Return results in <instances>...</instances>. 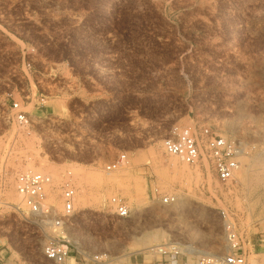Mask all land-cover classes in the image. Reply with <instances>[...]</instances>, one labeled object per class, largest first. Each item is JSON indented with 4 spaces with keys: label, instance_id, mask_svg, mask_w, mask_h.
<instances>
[{
    "label": "rangeland",
    "instance_id": "rangeland-1",
    "mask_svg": "<svg viewBox=\"0 0 264 264\" xmlns=\"http://www.w3.org/2000/svg\"><path fill=\"white\" fill-rule=\"evenodd\" d=\"M184 126L242 142L235 179L165 152ZM25 171L51 174L59 211L58 184H75L63 227L23 220ZM227 219L246 264H264V0H0V264H56L42 246L61 236L102 264H154L170 241L193 264L225 252Z\"/></svg>",
    "mask_w": 264,
    "mask_h": 264
},
{
    "label": "built area",
    "instance_id": "built-area-1",
    "mask_svg": "<svg viewBox=\"0 0 264 264\" xmlns=\"http://www.w3.org/2000/svg\"><path fill=\"white\" fill-rule=\"evenodd\" d=\"M15 118L19 125L29 130L31 119L18 101L12 103ZM163 147L169 155L178 156L184 163L196 165L206 160L211 170L223 183L235 179L237 172L242 167V155L244 147L238 139H232L212 131L208 127L195 131L191 127L184 126L163 139ZM125 155L122 154L107 166L108 170H114L121 166ZM16 191L21 198L23 209L21 214L27 221L41 223L50 221L58 227H63L64 222L74 216V202L77 189L71 180L59 183V198L62 202V210L48 203V192L54 186L51 174L41 171L18 172L14 176ZM173 196H165L164 202L170 203ZM116 213L120 217L129 215V206L123 197L113 196L110 199ZM25 209V212H24ZM225 252L199 257L193 264H246L245 238L241 235L233 221L225 222ZM177 242L170 241L167 244L153 246L151 250L161 256L154 264H190L186 248L190 245H182L180 250ZM6 244L0 235V248ZM43 255L56 264H68V259L73 258L75 264H102L103 255L92 253L73 245L66 237H52L42 246ZM175 259H173V257ZM1 259V258H0Z\"/></svg>",
    "mask_w": 264,
    "mask_h": 264
},
{
    "label": "crops",
    "instance_id": "crops-1",
    "mask_svg": "<svg viewBox=\"0 0 264 264\" xmlns=\"http://www.w3.org/2000/svg\"><path fill=\"white\" fill-rule=\"evenodd\" d=\"M129 261H130L129 264H148V263H145L144 258L142 259L141 257H138V256H131Z\"/></svg>",
    "mask_w": 264,
    "mask_h": 264
},
{
    "label": "bare ground",
    "instance_id": "bare-ground-1",
    "mask_svg": "<svg viewBox=\"0 0 264 264\" xmlns=\"http://www.w3.org/2000/svg\"><path fill=\"white\" fill-rule=\"evenodd\" d=\"M173 156H176V155H173ZM176 157H178V156H176ZM179 158V157H178ZM180 159V158H179ZM181 160V159H180ZM182 161V160H181ZM183 162V161H182ZM184 163V162H183ZM186 164V163H185ZM188 165V164H187ZM190 165V164H189ZM190 166H193V165H190ZM26 172V171H25ZM41 172H43V171H41ZM71 179H74L73 178V176H72V178ZM54 184V183H53ZM55 185V184H54ZM53 199V198H52ZM186 251H187V253H188V255H195L197 252H196V250L195 249H193V248H186L185 249ZM216 254V253H215Z\"/></svg>",
    "mask_w": 264,
    "mask_h": 264
}]
</instances>
